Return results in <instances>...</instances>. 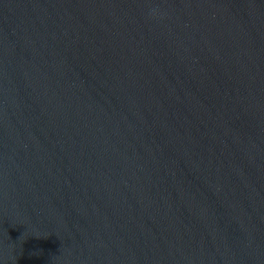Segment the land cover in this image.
<instances>
[{
    "label": "water",
    "instance_id": "1",
    "mask_svg": "<svg viewBox=\"0 0 264 264\" xmlns=\"http://www.w3.org/2000/svg\"><path fill=\"white\" fill-rule=\"evenodd\" d=\"M0 264H264V0H0Z\"/></svg>",
    "mask_w": 264,
    "mask_h": 264
}]
</instances>
